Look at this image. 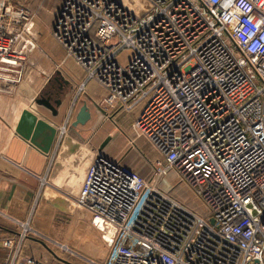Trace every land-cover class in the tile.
<instances>
[{"label":"built area","instance_id":"2783aa9c","mask_svg":"<svg viewBox=\"0 0 264 264\" xmlns=\"http://www.w3.org/2000/svg\"><path fill=\"white\" fill-rule=\"evenodd\" d=\"M136 8L66 0L55 26L87 80L107 90L104 109L142 105L133 128L164 155L150 178L103 155L89 167L77 204L109 249L104 264H264V0H141ZM36 48L27 7L0 0V94L22 80ZM172 171L209 218L158 185ZM20 224L22 240L31 227ZM7 264L49 263H18L15 251Z\"/></svg>","mask_w":264,"mask_h":264},{"label":"crops","instance_id":"0c3cea01","mask_svg":"<svg viewBox=\"0 0 264 264\" xmlns=\"http://www.w3.org/2000/svg\"><path fill=\"white\" fill-rule=\"evenodd\" d=\"M12 1L33 10L48 8L51 15L61 4L56 0ZM35 22L37 28L41 26L39 36H35L40 48L30 54L23 78L12 92L0 94V264H7L15 251L18 263L33 258L49 264H104L109 249L92 225L91 214L77 204L89 167L103 155L111 160L123 159L142 176L150 178L156 161L163 160L164 155L146 137L137 136L133 128L142 105L129 113L118 114L116 110L115 123L102 120L104 115L97 110L98 124L93 122L94 108L101 110L107 90L97 80H87L85 70L75 60L66 58L65 48L51 35L49 26L41 22L39 15ZM84 82L85 88L76 101L77 90ZM60 85L62 103L53 115L51 109L36 104V99L42 94L56 97ZM84 102L90 107L92 117L84 125L73 126ZM28 111L45 118L57 130L49 152L41 146L50 130L35 141L17 132L24 112ZM65 124L66 132L60 139V129ZM99 124L103 129L109 125L113 128L94 147L89 143L97 137L101 139ZM131 127L135 138L128 141L123 131ZM116 135L120 142L109 148ZM108 137L109 142L101 149ZM170 184L168 180L165 186ZM21 222L31 227L22 240L19 239ZM7 239H14V248L5 247Z\"/></svg>","mask_w":264,"mask_h":264},{"label":"rangeland","instance_id":"374dc122","mask_svg":"<svg viewBox=\"0 0 264 264\" xmlns=\"http://www.w3.org/2000/svg\"><path fill=\"white\" fill-rule=\"evenodd\" d=\"M57 1H58V4H59V2H61V4L58 7V9L56 10V12H52V15L49 13L48 8L47 9L46 8H44V9L42 8L41 9V8L38 7L35 10H33L32 8L26 6L27 9H28V11H29V14L32 17V21H34V24H35V36H39V34H40L39 32L41 30V28H40L41 26L39 25V28H37L36 22H35V17L37 18L38 15H39V17H41V22L44 23V25H48L49 26L51 35L58 40V37H57V35L55 33V26H56V24H57V22H58V20L60 18V16H59L60 10L62 9V7H63V5H64V3H65L66 0H56V2ZM129 2L131 3L130 5L134 4V5H132L133 8L135 7V9L138 10V8H136L135 5H137V3L141 2V1H139V0H129ZM47 17H49V20L51 22L47 19ZM36 42H37V48L35 49V51L40 48L39 47V41H36ZM61 44L65 48L66 58L73 59L72 57H69L68 56V54H67L68 53L67 52V48L64 46V44L63 43H61ZM129 54H130L129 50L124 51V53L122 54V58L124 59ZM29 58H30V56L27 59V62L28 63H29V60H30ZM100 108H101V110H99L97 107L94 108L95 118L93 119V122H96V124H98L99 119L97 120V118H96V115L98 113L97 110L99 112L102 111L101 113L105 116V117L104 116L101 117L102 120H106L107 119V120L113 121L114 123L117 121L116 118H115V115L113 114V113H115V111H112L111 113H109L108 111H106L104 109V103H103V101L100 104ZM119 112L120 111H118V114H120ZM121 113H124V112H121ZM111 116H113V117H111ZM131 118L133 119V117H131ZM101 125L102 124H99L98 125L99 126L98 127L99 128V131H98V129L95 130L96 133H97V131H98V133L100 132L101 139L99 137H97V138L93 139L91 141V143H89V145L94 146V147H97L99 145V143L110 133V129L113 128V125H109L108 124L110 127L107 126L106 129H103V128H101ZM132 129L133 128L131 127L130 129H128V131H125V130L123 131V136H125L128 141L131 138H135V135H134ZM117 134H119V132ZM118 136L119 135H116V137L114 139L112 138L113 140H111V143L108 146L109 148L114 147L116 143L120 142V140H119L120 137H118ZM125 137H123V140L126 142V138ZM90 138H91V136H90ZM89 141H90V139H89ZM141 144H142V141H141ZM168 180H170L172 182V184H170L169 187L165 186L166 182L168 183ZM157 183H158V185L161 188L166 189V190H169L174 195H176L179 198L183 199L190 207H192V208L200 211L207 218L210 217V215H209V208H208L207 204L197 194V191L195 190V188H193L191 185H189L186 181L182 180V178L175 171H172V172H170V173H168L167 175H164V176L162 175L159 178V180H158ZM54 249H57V248H54Z\"/></svg>","mask_w":264,"mask_h":264},{"label":"water","instance_id":"95a60500","mask_svg":"<svg viewBox=\"0 0 264 264\" xmlns=\"http://www.w3.org/2000/svg\"><path fill=\"white\" fill-rule=\"evenodd\" d=\"M60 75V71L57 72ZM53 81V80H52ZM54 82V81H53ZM61 89V90H60ZM60 89H58L57 96H45L44 94L40 95L36 99V104L46 106L47 108L52 110L53 115L58 113L57 107L61 105L62 98L59 96L60 93L63 92V86L60 85ZM44 93H47L44 92ZM56 106L53 105V102ZM34 110H36L34 108ZM92 117L91 109L86 102L83 103L79 112L76 115V119L73 122V126H78L79 124H86ZM47 130H50V133L47 134L45 139L44 146L42 150L45 152H49L51 150L52 144L55 140L57 130L45 119L39 118L36 113L33 111L24 112L21 122L17 128V132L26 138H31L33 141L35 139L41 137L43 133ZM110 137H108L102 144L101 149L105 147V145L109 142Z\"/></svg>","mask_w":264,"mask_h":264},{"label":"bare ground","instance_id":"6f19581e","mask_svg":"<svg viewBox=\"0 0 264 264\" xmlns=\"http://www.w3.org/2000/svg\"><path fill=\"white\" fill-rule=\"evenodd\" d=\"M124 2L126 3V4H128V5H130L131 3L129 2V0H124ZM138 4V3H137ZM132 5H134V4H132ZM132 5H130V6H132ZM135 6H137V5H135ZM133 7V6H132Z\"/></svg>","mask_w":264,"mask_h":264}]
</instances>
